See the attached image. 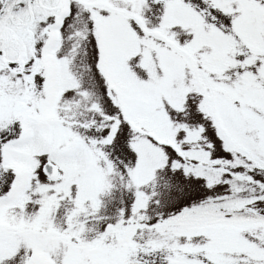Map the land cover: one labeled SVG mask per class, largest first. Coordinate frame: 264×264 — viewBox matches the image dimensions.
Segmentation results:
<instances>
[{
    "label": "snow or ice",
    "instance_id": "1",
    "mask_svg": "<svg viewBox=\"0 0 264 264\" xmlns=\"http://www.w3.org/2000/svg\"><path fill=\"white\" fill-rule=\"evenodd\" d=\"M0 264H264V0H0Z\"/></svg>",
    "mask_w": 264,
    "mask_h": 264
}]
</instances>
